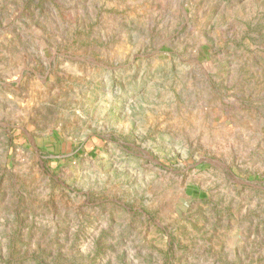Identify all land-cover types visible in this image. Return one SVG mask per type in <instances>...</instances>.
<instances>
[{
  "label": "rangeland",
  "instance_id": "1",
  "mask_svg": "<svg viewBox=\"0 0 264 264\" xmlns=\"http://www.w3.org/2000/svg\"><path fill=\"white\" fill-rule=\"evenodd\" d=\"M0 264H264V0H0Z\"/></svg>",
  "mask_w": 264,
  "mask_h": 264
}]
</instances>
